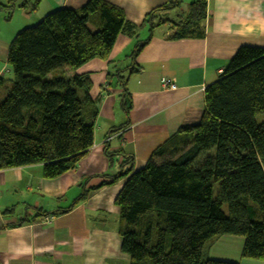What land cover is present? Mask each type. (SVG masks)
Returning <instances> with one entry per match:
<instances>
[{
	"label": "trees",
	"instance_id": "16d2710c",
	"mask_svg": "<svg viewBox=\"0 0 264 264\" xmlns=\"http://www.w3.org/2000/svg\"><path fill=\"white\" fill-rule=\"evenodd\" d=\"M17 1L7 0L0 9L10 14ZM21 1V8L34 9L40 0ZM181 2L169 0L134 25L122 9L89 0L19 31L7 53L9 77L0 78V171L40 165L42 177L53 180L73 170L93 145L98 113L88 75L76 71L107 60L119 36L137 40L148 24L147 39L136 42L129 55L127 76L116 75L128 114V76L139 72L136 58L152 32L167 26L170 41L204 37L207 0L190 2L175 20L159 14L180 8ZM155 18L160 19L154 23ZM259 115H264V49L241 47L204 89L198 123L179 128L136 171L132 159L123 156L119 174L92 189L124 179L114 205L120 252L128 264H233L203 256L205 245L221 236L243 239L241 259L264 262V121L256 122Z\"/></svg>",
	"mask_w": 264,
	"mask_h": 264
},
{
	"label": "crops",
	"instance_id": "0c3cea01",
	"mask_svg": "<svg viewBox=\"0 0 264 264\" xmlns=\"http://www.w3.org/2000/svg\"><path fill=\"white\" fill-rule=\"evenodd\" d=\"M87 1L40 0L32 9L21 8L18 0L10 14L0 9V78L9 77L7 53L19 31L59 9H80ZM102 1L140 25L147 13L169 0ZM6 2L0 0V6ZM206 5L202 39L170 41L167 26L152 32L136 58L139 72L128 76V114L121 105L116 75L128 74L134 38L119 36L107 60H93L76 71L88 75L90 97L98 102L93 145L73 170L53 180L42 177L40 165L0 171V264L129 263L120 252L119 212L114 205L124 179L92 189L120 172L123 156L132 159L136 171L179 128L198 123L204 89L219 79L238 49H264V0H207ZM161 78L173 79L177 89L164 91ZM85 192V200L73 206ZM242 245L239 237H216L205 245L203 256L233 264H264L241 259Z\"/></svg>",
	"mask_w": 264,
	"mask_h": 264
},
{
	"label": "rangeland",
	"instance_id": "374dc122",
	"mask_svg": "<svg viewBox=\"0 0 264 264\" xmlns=\"http://www.w3.org/2000/svg\"><path fill=\"white\" fill-rule=\"evenodd\" d=\"M192 1H194V0H183V2H181V7H180V8H178V9H173V10H168V11H164V12H160L159 14H162V18H164V19L175 20V18H176L179 14L185 12V10L187 9V5H188L190 2H192ZM159 19H160V18H155L153 22L156 23V21L159 20ZM37 23H38V22H35V23H33L32 25H30V26H33V25H35V24H37ZM164 29H166V26H161L159 31L164 30ZM141 31H142V33L139 35L140 38H137L136 42H138V41H145V39H147V37H148V24H145V27H143ZM136 42H135V43H136ZM163 79H164V78H161V80H160V85H161V82H162ZM165 79H166V78H165ZM170 80H171V79H170ZM172 80H173V79H172ZM175 86H176V85H175ZM176 89H177V87H176ZM164 91H166V90H164ZM263 121H264V115H259V116H257V118H256V122H257V123H261V122H263ZM119 168H120V167H119ZM118 174H119V172H117L116 175H115V176H112V177H116ZM215 193H216V186H215V188H214V194H215ZM207 244H209V242H208ZM207 244H206V245H207Z\"/></svg>",
	"mask_w": 264,
	"mask_h": 264
},
{
	"label": "built area",
	"instance_id": "2783aa9c",
	"mask_svg": "<svg viewBox=\"0 0 264 264\" xmlns=\"http://www.w3.org/2000/svg\"><path fill=\"white\" fill-rule=\"evenodd\" d=\"M161 88L163 90H166V91H175L176 90V86H175V83H174V80H170V79H163L162 82H161ZM50 219L49 218H44L43 219V222L44 223H49Z\"/></svg>",
	"mask_w": 264,
	"mask_h": 264
}]
</instances>
